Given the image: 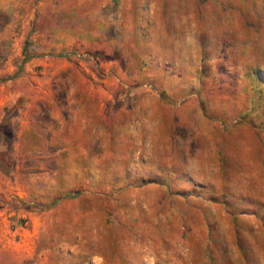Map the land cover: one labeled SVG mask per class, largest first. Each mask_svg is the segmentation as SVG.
I'll use <instances>...</instances> for the list:
<instances>
[{"label":"rangeland","instance_id":"374dc122","mask_svg":"<svg viewBox=\"0 0 264 264\" xmlns=\"http://www.w3.org/2000/svg\"><path fill=\"white\" fill-rule=\"evenodd\" d=\"M0 264H264V0H0Z\"/></svg>","mask_w":264,"mask_h":264},{"label":"crops","instance_id":"0c3cea01","mask_svg":"<svg viewBox=\"0 0 264 264\" xmlns=\"http://www.w3.org/2000/svg\"><path fill=\"white\" fill-rule=\"evenodd\" d=\"M107 108L106 107H98V109L96 108L95 110H93V112L95 113V115L100 116L101 118H107L108 117Z\"/></svg>","mask_w":264,"mask_h":264},{"label":"trees","instance_id":"16d2710c","mask_svg":"<svg viewBox=\"0 0 264 264\" xmlns=\"http://www.w3.org/2000/svg\"><path fill=\"white\" fill-rule=\"evenodd\" d=\"M31 56H32V55H26V56L23 58L22 63H23V62H26Z\"/></svg>","mask_w":264,"mask_h":264}]
</instances>
